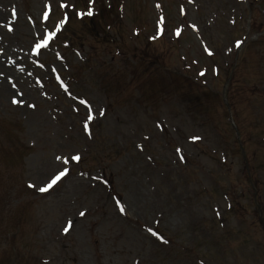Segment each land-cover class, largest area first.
<instances>
[{"label": "rangeland", "instance_id": "374dc122", "mask_svg": "<svg viewBox=\"0 0 264 264\" xmlns=\"http://www.w3.org/2000/svg\"><path fill=\"white\" fill-rule=\"evenodd\" d=\"M250 84L264 0H0V264H264Z\"/></svg>", "mask_w": 264, "mask_h": 264}, {"label": "snow or ice", "instance_id": "6c2138e0", "mask_svg": "<svg viewBox=\"0 0 264 264\" xmlns=\"http://www.w3.org/2000/svg\"><path fill=\"white\" fill-rule=\"evenodd\" d=\"M90 2H91V0H90ZM61 7H65V5L61 4ZM88 14L91 15V10H89ZM45 15H47V14H45ZM77 15H81V13H77ZM178 32H179V30L177 29V33ZM53 35H54V33H45L43 40L36 42L35 45L33 46V49H32L33 53H38L39 50L46 47L48 44V41L50 39H52ZM237 44H239V42H237ZM206 51H207V49H206ZM61 86L63 87V85H61ZM13 103H17L16 99H13ZM80 103L86 104V102L84 100H81ZM88 119L89 120L92 119V116L90 113H89ZM85 130L87 131V123H85ZM78 159H79L78 156L71 157V160H73V161H76ZM68 162H69L68 160L64 161L65 164H67ZM67 171H68V169L65 168L64 170L58 172L55 176L52 177V179L48 182V184L45 187H42L39 190L40 191H46L48 188L52 187V185H54L62 176H64ZM81 215H83V213H81ZM65 231H67V228L65 229ZM149 231L150 232L152 231L151 228L149 229ZM152 234L155 235L154 232Z\"/></svg>", "mask_w": 264, "mask_h": 264}, {"label": "trees", "instance_id": "16d2710c", "mask_svg": "<svg viewBox=\"0 0 264 264\" xmlns=\"http://www.w3.org/2000/svg\"><path fill=\"white\" fill-rule=\"evenodd\" d=\"M238 87L241 88V89H238V90L235 89V92L236 93H240L241 90L244 89L249 94L251 93V95H254L255 97H258V94L257 93L259 91V86H257V84L255 86L253 84H250V87L249 88H243V87H240V86H238ZM237 98H238V96H235L232 93V94H230L228 100H229V102H235V101H237ZM231 99H232V101H231ZM247 102H248V106L247 107H249V104H250L249 103V100ZM254 113H255L254 111L248 112L247 119H250L251 120V118L253 117ZM248 123H249V121H248ZM237 126H238L237 129H238V132H239L240 135H242V136L243 135H247L246 138L243 140L244 143L247 142L250 136H249V134H247L248 131L245 128H249L250 125L247 126V125L243 124V121H242L241 122V125L239 124V122H237Z\"/></svg>", "mask_w": 264, "mask_h": 264}]
</instances>
